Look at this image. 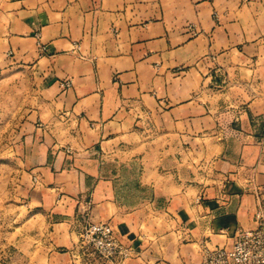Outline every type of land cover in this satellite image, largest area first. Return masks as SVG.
I'll return each instance as SVG.
<instances>
[{"label":"crops","instance_id":"obj_1","mask_svg":"<svg viewBox=\"0 0 264 264\" xmlns=\"http://www.w3.org/2000/svg\"><path fill=\"white\" fill-rule=\"evenodd\" d=\"M6 5L11 22L1 37L5 55L41 81L30 137L53 139L57 131L71 148H91L126 122L151 120L161 124L163 138L177 141L176 153L199 158L194 168L202 154H212L224 171L202 200L183 190L166 195V206L155 212L163 221L152 227L135 213L122 219L109 182L62 166L56 172L65 164L62 155L42 152L32 171L43 174L44 203L69 220L54 224L41 264H90L81 261L73 226L82 193L92 196L96 220L112 221L134 242V256L125 264H203L208 248L230 246L239 230L259 226L264 82L251 76L264 72V0ZM217 67L250 78L217 84L212 75ZM226 91L238 94L233 104L216 99Z\"/></svg>","mask_w":264,"mask_h":264},{"label":"rangeland","instance_id":"obj_2","mask_svg":"<svg viewBox=\"0 0 264 264\" xmlns=\"http://www.w3.org/2000/svg\"><path fill=\"white\" fill-rule=\"evenodd\" d=\"M9 1L0 0V264L43 263L51 247L54 224L69 220L55 213L56 207L44 203L47 196L40 188L43 174L32 171L42 160V152L48 149L52 153L48 156L58 151L57 157L62 155L65 163L59 165L56 172L75 169L97 175L109 182L111 190L114 188L122 207V219L135 213L138 220L150 222L152 227H159L163 221L155 212L166 206V195L183 190L202 200L209 189L218 185V176L224 171L216 155L202 154L200 165L194 168L193 161L196 163L199 158L189 153H176L177 141L162 137L159 122H126L113 137L83 149L68 146L67 138L57 131L58 136L53 139L30 137L41 81L31 69L22 63H13V59L5 55L1 37L11 22L6 9ZM215 70L212 75L217 84L250 78L230 73L231 70L224 73L219 67ZM251 78L264 82V72ZM236 97L235 91H226L223 97L218 93L216 99L233 104ZM76 201L73 226L79 238L81 261L121 263L120 257L108 259L96 253L84 239L85 228L90 223L111 224L117 242L132 254L122 264L131 259L135 253L134 242L122 235L112 221L94 218L90 208L92 196L82 193Z\"/></svg>","mask_w":264,"mask_h":264},{"label":"built area","instance_id":"obj_3","mask_svg":"<svg viewBox=\"0 0 264 264\" xmlns=\"http://www.w3.org/2000/svg\"><path fill=\"white\" fill-rule=\"evenodd\" d=\"M41 51L47 47L40 46ZM69 86L68 83H65ZM259 226L239 230L230 246L207 249L203 264H264V201L256 212ZM84 239L95 248V252L108 259L120 257L119 264L131 257V251L124 249L115 238L109 223H90L84 231Z\"/></svg>","mask_w":264,"mask_h":264}]
</instances>
